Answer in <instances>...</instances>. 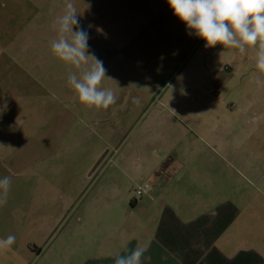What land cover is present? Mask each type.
Instances as JSON below:
<instances>
[{
  "label": "rangeland",
  "instance_id": "1",
  "mask_svg": "<svg viewBox=\"0 0 264 264\" xmlns=\"http://www.w3.org/2000/svg\"><path fill=\"white\" fill-rule=\"evenodd\" d=\"M72 2L78 27L89 34L88 52L106 69L100 87L130 101L122 102L129 113L120 118L129 137L117 150H104L103 161L120 163L128 174L119 181L123 202L111 201L116 209L98 216L103 230L121 222L125 205L127 214L142 199L135 191L144 182L136 162L146 165L149 156L154 164L174 150L178 164L204 174L187 159L212 160L219 151L229 165L259 166L264 176V74L255 68V48L240 54L220 44L206 47L167 0ZM64 11L65 0H0V177L12 179L0 203V238L16 237L0 253V264H83L97 237L95 214H85L89 198L77 197L87 184V167L105 145L99 124L89 125L92 114L115 111L118 104L88 108L68 86L69 72L82 69L58 60L50 48L57 37L53 24ZM207 142L215 144L213 151ZM232 169L219 163V172L229 170L227 187L234 186L237 205L244 204L242 194L253 200L254 210L244 209V215H251L247 236L254 237L256 225H264V180H246ZM132 218L124 215L125 227ZM101 237H108L105 231Z\"/></svg>",
  "mask_w": 264,
  "mask_h": 264
},
{
  "label": "crops",
  "instance_id": "2",
  "mask_svg": "<svg viewBox=\"0 0 264 264\" xmlns=\"http://www.w3.org/2000/svg\"><path fill=\"white\" fill-rule=\"evenodd\" d=\"M175 95L171 96L170 102L175 101ZM125 100L121 96L117 97L118 106L115 111L104 112L100 116L96 111L89 123L99 124L98 129L105 134V145L98 151L90 167H87L86 170H90L87 184L78 191L77 198H89L85 214L96 216L97 237L88 244L89 256L83 264H115L117 256H127L137 247L145 249L141 264H264L262 221L256 225L255 230H258L254 237L250 236L249 231L247 236L251 215L248 214L247 219L244 209L253 211V200H247L242 194L240 198L244 204L237 205L234 186L231 189L227 187L231 183L229 170L219 172L218 168L222 162L223 166L233 168L231 172L234 175L238 173L246 177V180L253 178L258 182L264 180L263 171L259 166L254 169L248 166L244 170L240 169L242 164L229 165L227 159L219 156V151H214L216 159H187L194 168H205L204 174L199 170L189 171L185 162L178 164L177 160L172 159L174 150L165 154L162 159L158 158L154 164L153 155L147 157L146 160L150 162L146 165L137 161V173L143 177V184H150L151 190L141 196L136 194L142 199L140 202L134 200L127 214V205L121 210L117 208L120 211L117 220L121 218V222L112 227L110 224L106 225L105 230L102 229L98 216L109 215L110 211L116 209L111 201L124 200V181L120 184L119 181L120 177L124 179L128 173L120 163L114 166L110 164L111 160H103L109 148L117 150L130 135V130L126 132L120 121V118L129 113L124 112L122 102H126ZM127 108L130 110L129 105ZM97 127L92 126L91 131L96 132ZM204 144L207 150L216 147L209 142ZM223 146L218 143L220 152L224 150ZM197 151L203 152L200 149ZM67 197L60 195V198ZM71 198L75 199L73 196ZM116 213L117 210L114 214ZM124 215L133 216L131 226L125 227ZM239 217H245V220L238 224ZM259 218L264 219L261 214ZM79 220L82 222L81 218ZM116 230L118 238L114 241L112 235ZM103 231L108 237H101ZM129 234L132 237H128ZM254 238H262L256 242L258 247Z\"/></svg>",
  "mask_w": 264,
  "mask_h": 264
},
{
  "label": "clouds",
  "instance_id": "3",
  "mask_svg": "<svg viewBox=\"0 0 264 264\" xmlns=\"http://www.w3.org/2000/svg\"><path fill=\"white\" fill-rule=\"evenodd\" d=\"M167 3L187 28L206 42V47L220 44L240 54L255 48V68L264 74V0H167ZM78 14L72 0H65V11L53 24L57 37L50 44L51 52L65 64L82 69L79 75L70 71L67 78L78 102L96 110L107 109L116 103L117 96L111 89L100 87L106 69L101 60L88 52L89 34L78 27ZM74 27L78 30L73 31ZM90 60L91 66L85 67ZM11 185V177H0V203L5 202ZM15 239L11 234L0 238V253L9 251ZM144 252V248L137 247L127 256H117L115 264H141Z\"/></svg>",
  "mask_w": 264,
  "mask_h": 264
},
{
  "label": "built area",
  "instance_id": "4",
  "mask_svg": "<svg viewBox=\"0 0 264 264\" xmlns=\"http://www.w3.org/2000/svg\"><path fill=\"white\" fill-rule=\"evenodd\" d=\"M150 190H151L150 184L145 183L142 186H138L135 191H136V194L138 196H141V195H143L144 193H146V192H148Z\"/></svg>",
  "mask_w": 264,
  "mask_h": 264
}]
</instances>
